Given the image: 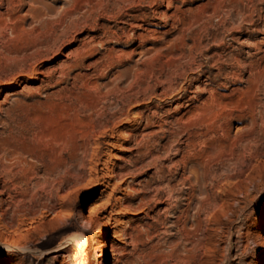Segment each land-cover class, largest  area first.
<instances>
[{"label": "rangeland", "instance_id": "1", "mask_svg": "<svg viewBox=\"0 0 264 264\" xmlns=\"http://www.w3.org/2000/svg\"><path fill=\"white\" fill-rule=\"evenodd\" d=\"M263 258L264 0H0V264Z\"/></svg>", "mask_w": 264, "mask_h": 264}, {"label": "bare ground", "instance_id": "2", "mask_svg": "<svg viewBox=\"0 0 264 264\" xmlns=\"http://www.w3.org/2000/svg\"><path fill=\"white\" fill-rule=\"evenodd\" d=\"M15 25H17V24H15ZM10 28V27H9ZM22 28V27H21ZM14 31V30H13ZM15 32H16V30H15ZM17 34V33H16ZM160 125V124H159ZM62 148V147H61ZM50 214V213H49ZM97 239V238H96ZM111 245V244H110ZM99 247V246H98ZM101 247V246H100ZM110 250L112 251V253H113V255H114V251H115V248H114V246L113 245H111V248H110ZM83 254V253H82ZM116 256V255H115ZM262 264H264V258L262 259ZM84 264H85V262H84Z\"/></svg>", "mask_w": 264, "mask_h": 264}]
</instances>
